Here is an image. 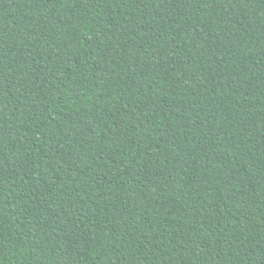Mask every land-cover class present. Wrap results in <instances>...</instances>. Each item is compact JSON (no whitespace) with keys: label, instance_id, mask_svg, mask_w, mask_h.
Here are the masks:
<instances>
[{"label":"trees","instance_id":"trees-1","mask_svg":"<svg viewBox=\"0 0 264 264\" xmlns=\"http://www.w3.org/2000/svg\"><path fill=\"white\" fill-rule=\"evenodd\" d=\"M0 264H264V0H0Z\"/></svg>","mask_w":264,"mask_h":264}]
</instances>
